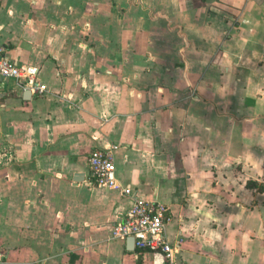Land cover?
I'll list each match as a JSON object with an SVG mask.
<instances>
[{"label":"crops","instance_id":"crops-1","mask_svg":"<svg viewBox=\"0 0 264 264\" xmlns=\"http://www.w3.org/2000/svg\"><path fill=\"white\" fill-rule=\"evenodd\" d=\"M0 264H166L112 238L132 195L165 203L177 264H264V0H0Z\"/></svg>","mask_w":264,"mask_h":264},{"label":"built area","instance_id":"built-area-1","mask_svg":"<svg viewBox=\"0 0 264 264\" xmlns=\"http://www.w3.org/2000/svg\"><path fill=\"white\" fill-rule=\"evenodd\" d=\"M38 66L21 64L12 58L7 47L0 43V77L15 79L23 88L33 93L44 94L47 86L37 79ZM117 145L96 147L87 155L91 172V183L100 188L119 190L124 195H132L133 202L128 210L119 214L112 226V238L125 240L133 237L134 246L139 251H150L161 257L166 264H177L176 254L181 239L171 243L166 236V224L171 219L168 205L137 195L129 185H124L116 174L114 151Z\"/></svg>","mask_w":264,"mask_h":264},{"label":"water","instance_id":"water-1","mask_svg":"<svg viewBox=\"0 0 264 264\" xmlns=\"http://www.w3.org/2000/svg\"><path fill=\"white\" fill-rule=\"evenodd\" d=\"M128 241H129L130 248H133V242H134L133 237L128 238Z\"/></svg>","mask_w":264,"mask_h":264}]
</instances>
